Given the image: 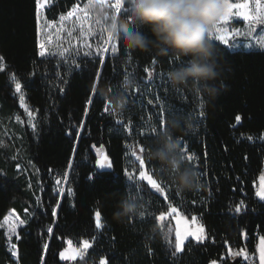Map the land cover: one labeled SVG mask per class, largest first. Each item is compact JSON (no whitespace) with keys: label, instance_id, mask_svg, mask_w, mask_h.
I'll use <instances>...</instances> for the list:
<instances>
[{"label":"trees","instance_id":"obj_1","mask_svg":"<svg viewBox=\"0 0 264 264\" xmlns=\"http://www.w3.org/2000/svg\"><path fill=\"white\" fill-rule=\"evenodd\" d=\"M87 1L54 0L46 18L56 21ZM124 17L123 8L118 19ZM212 43L222 70L212 104H205L206 95L169 84L167 73L183 64L173 66L172 58L186 61V57L173 52L156 56L129 51L118 44L119 54L105 58L107 64L85 119V103L93 91L100 58L82 57L72 67L56 58H40L35 0H0V56L5 64V71L0 72V115L22 114L11 81L15 74L27 106L37 115L36 132L26 130L23 142L40 187V202L34 209L28 182L16 171L14 156L0 154V264H68L59 255L66 241L78 245L83 240L92 245L84 264H100L102 258L108 264H257L258 239L264 238V202L257 199L255 191L264 169V50L231 52ZM125 77L134 81L127 90L122 87ZM117 92L127 97V106L121 112H111L109 103L111 114L102 115L106 101ZM200 111L205 113L202 118ZM237 115L241 116L239 123ZM173 117L181 125L186 120L193 125L187 133L176 132V138L182 152L195 154L192 162L185 161L198 173L202 187L178 191L156 162L146 159L145 151L146 170L165 187V193H157L143 181H128L124 176L128 148L151 146L156 137L151 127L158 132L161 122L166 127ZM81 120H85L84 131L78 138L75 133ZM93 145L104 148L112 169L95 170ZM66 173L67 193L60 198L54 180H63ZM90 176L95 179L89 180ZM124 197L137 201L140 210L118 220L114 212ZM241 201V212L236 213ZM171 207L178 208L187 220L198 217L206 236L202 242L186 241L183 251L175 256V232L162 230L158 219ZM11 210L32 213L18 231L19 239L12 240L16 260L1 228ZM97 210L104 225L100 230L95 228ZM48 227L53 228L51 234ZM241 249L248 259L228 257L229 251Z\"/></svg>","mask_w":264,"mask_h":264},{"label":"clouds","instance_id":"obj_2","mask_svg":"<svg viewBox=\"0 0 264 264\" xmlns=\"http://www.w3.org/2000/svg\"><path fill=\"white\" fill-rule=\"evenodd\" d=\"M109 2L88 0L93 17L114 42L129 51L156 56L173 52L186 57V62L167 73L169 84L173 88H190L207 96L206 105L213 103L218 94L215 82L221 77L222 70L209 34L223 14L226 0H122L123 19L110 12ZM133 86L134 81L130 78L122 82L125 90ZM108 99L117 112L123 111L128 103L123 92ZM192 127L190 121L181 125L173 117L157 132L153 144L145 149L146 159L155 161L180 192L202 187L198 173L186 163L176 138V132L187 133ZM139 210L137 201L124 197L119 201L114 217L123 220Z\"/></svg>","mask_w":264,"mask_h":264},{"label":"rangeland","instance_id":"obj_3","mask_svg":"<svg viewBox=\"0 0 264 264\" xmlns=\"http://www.w3.org/2000/svg\"><path fill=\"white\" fill-rule=\"evenodd\" d=\"M231 3H242L243 0H230ZM85 3H79L75 5L74 7L83 8ZM114 3V0H113ZM261 3H264V0H261ZM54 4V0H49V3L44 6L43 9L40 10V24L43 26L44 22L47 21L50 27L47 28V34L43 31L38 33L37 28V36H38V53H39V42L41 40L45 41L46 48L49 53L46 54L44 57L40 58H56L60 63H63L65 65H68L72 67L75 65L74 62H76L78 59L85 57V52H92L91 57H97L100 58L96 52V49L98 46L103 44V40L107 38L106 31L101 32V25L97 24V20L93 17L91 11L89 10V16L84 17L83 13H74L71 17H68L66 20H61L60 17L57 18L56 21H49L46 18L45 12L47 9H49ZM249 8L254 12L255 10V0H249ZM72 10V9H71ZM70 10V11H71ZM109 10L111 13H114L117 18H119L120 14L123 11V8L120 10L119 13H116L115 9L109 5ZM238 10L233 9V15L229 18L227 24H222L220 26L226 27L229 32H232L233 29H239L241 32V35H233L230 37V45L231 43H238L240 47L238 48H231V46H228V49L231 52L236 51H245V52H251V51H263L264 49H261L260 47V41L264 40V25H255L256 31L252 34V36H247V31L249 30L250 22L244 21L241 17H238L235 15V13ZM67 16V14L63 15ZM82 17V19H81ZM89 29L91 32L89 33ZM102 37V38H101ZM211 41L217 42L218 41L212 39ZM220 44V43H219ZM251 44V48L245 47V45ZM90 46V47H89ZM67 49V52H65L64 56H60L59 53ZM107 55H114L111 53V46L109 45V52L104 54V58H106ZM5 71V67L4 70ZM0 71V72H3ZM12 81V80H11ZM13 82V81H12ZM13 89H14V97L17 100L18 108L22 111V114L19 116L14 117H4L2 114L0 115V154L3 157L4 155H10L12 154L15 158V161L18 163V166L16 167V171L25 177V179L28 182V189L30 190L31 200H33L31 207L36 208L40 202V187H39V180H38V172L30 159H28L25 151H24V142H23V133L27 130V132H31L34 134L36 132L37 127V115L34 111L30 109L29 106L26 104V99H24V106H21L20 102V96L23 95L25 98L24 93L21 92L17 93L15 91V86L13 82ZM28 112H32L33 116L29 117ZM35 125V127H33ZM101 148H93V152L95 154L96 159L98 157V150ZM102 150L105 154V150L102 147ZM135 153V155H133ZM185 160L189 161L187 159V154L185 151L182 152ZM136 156H140L143 158V153L140 152V149H131L128 148L127 152V166H128V172H131L138 176L140 168H139V161L136 159ZM134 158V159H133ZM134 161L137 163V166H134ZM193 161V160H192ZM189 161V162H192ZM95 170L97 172L105 171L108 169H97L95 166ZM68 176V174H67ZM264 169L260 177L258 178L256 185H255V191L261 189V187H264ZM57 180V179H56ZM54 180V187L57 194H59L60 198L64 196L65 193H67V179L61 180V184L57 185ZM147 183V181H143ZM29 184L31 187H29ZM61 192L63 195H61ZM259 201L264 202V200H261L258 196H256ZM57 212V208L55 209ZM177 213H171L165 215V218L163 221L159 220V223L161 225L162 230L165 228L169 230H174L176 233L177 229L180 227H183V225H178L176 220L177 217H181L182 219L187 220L182 213L177 208ZM7 220L4 218V220L1 223V228L4 230L6 238L8 240V247L10 251V244H12V240H14L17 235L18 231L24 227L25 223L28 219L32 217V213L29 210H24L23 214H19L14 210H11L8 215L6 216ZM197 220L195 223H193L192 218L188 221V228L190 230H195L197 227L202 226L199 218L196 217ZM20 221H24L23 224L20 223ZM15 225L16 227V233L12 234L11 242H9V234H10V228ZM175 227V228H174ZM171 232V231H170ZM174 233V235H175ZM194 240V238L189 237L188 240ZM206 239V236H205ZM205 239L203 241H205ZM261 237L258 239L257 247H256V260L257 264H259V247L261 243ZM187 240V241H188ZM70 241H66L65 249L69 247H76L80 248L81 251L84 253L82 257L78 256L76 260H61L63 262H67L68 264H84L85 263V255L88 251L82 248V242H80L78 245L69 244ZM186 243V241H185ZM64 249V250H65ZM16 250V249H15ZM63 250V251H64ZM240 251H229L228 257L233 259L236 257H240L242 259H245L243 255H235V253ZM11 253V251H10ZM14 260H16V257H13Z\"/></svg>","mask_w":264,"mask_h":264},{"label":"snow or ice","instance_id":"obj_4","mask_svg":"<svg viewBox=\"0 0 264 264\" xmlns=\"http://www.w3.org/2000/svg\"><path fill=\"white\" fill-rule=\"evenodd\" d=\"M36 2V6H37V28H38V33L43 31L45 33V35L47 34V28L50 27V25L48 24L47 21L44 22V25L42 26L40 24V10L44 8V6L46 4L49 3V0H35ZM111 7H113L116 11V13H119L120 10L123 8L122 7V0H114V3L111 4ZM233 9L238 10L235 15L238 17H241L244 21H248L250 22L249 25V30L247 31V36H252V34L256 31V27L255 25H264V3H261V0H255V10L254 12L249 8V0H243L242 3H231L230 0H226V6L224 9L223 14L220 16V18L217 20L213 31L209 34V39L212 40H216L220 43L221 46H224L226 50H228V46L230 45V37H232L233 35H241V32L239 29H233L232 32H229V30L226 27H222L220 25L222 24H227L229 18L233 15ZM74 13H83L84 17L89 16V3L85 4L83 8H79V7H73L71 11H69L67 13V16H61L60 19L66 20L68 17H71ZM82 19V17H81ZM97 24H100L97 21ZM105 29L103 27H101V32H104ZM91 32V30L89 29V33ZM102 38V37H101ZM109 45L111 46V53L114 55H118L119 51H120V46L118 45V43L114 42L111 38L110 35L107 34V38L103 40V44L98 46L96 49V52L98 54V56L100 57L98 63L100 65V67L98 68V70L95 73V80H94V86H93V91L90 94L89 98L87 99L86 103H85V109H84V117L85 119L88 116V112H89V108L90 106L93 104V96L96 93V85L99 83V80L102 77V71H103V67L106 66L107 64V60L104 58V54L109 52ZM231 48H238L240 47V45L238 43H231ZM90 47V46H89ZM245 47L247 48H251V44L245 45ZM260 47L261 49H264V40L260 41ZM65 52H67V49H65L64 51L60 52L59 55L60 56H64ZM39 56L40 57H44L46 54H51L48 52L47 48H46V43L45 41L41 40L39 42ZM93 54L92 52H85L84 56L85 57H91ZM129 58H131L130 53H129ZM179 62V63H184L186 61L184 60H180L177 61L175 58H172V63L173 66H175V64ZM75 63V62H74ZM5 67L4 64V57L0 56V71H3ZM77 70H79V65H76ZM145 71H147V69H145ZM149 75H151V73H149ZM127 78V77H125ZM11 80L14 82V86H15V91L17 93H20L22 90V85L21 82L17 79V77L15 76V74H12L11 76ZM111 89V85H109V90ZM61 92H63V89H61ZM24 96L21 95L20 96V102H21V106H24ZM133 102L135 103V99L133 98ZM153 101L152 100H148V104H152ZM109 101H106L105 107L102 111V115L108 113H110V109L108 107ZM201 109L204 107L203 103L200 104ZM161 110L163 112V105L161 104ZM111 112H115L114 109H111ZM29 117L33 116L32 112H28ZM199 117H204L205 113L203 111L199 112ZM235 120L237 123H239L241 121V116L237 115L235 117ZM120 123H122V121H118ZM84 123L85 120H81L80 122V127L79 129L76 130L75 135L79 138L81 136V133L84 131ZM33 127H35V125H33ZM163 128V122H161V129ZM69 135H72V132L70 131L68 133ZM151 134H157V128L156 127H151ZM249 140L252 139V137H248ZM93 148H95V145H93ZM75 151V150H74ZM145 151V148L143 146L140 147V152L143 153ZM133 155H135V153H133ZM194 155H188L187 159L189 161H192L194 159ZM205 158L207 156V153H204ZM98 157L95 160V166L97 169H112L113 168V164L112 161L109 159V157L104 154L102 147L101 149L98 150ZM136 159L139 161V174L138 176H136L135 174L128 172L127 170H125L124 172V176L127 178L128 181H134V180H139V181H147V184L151 186V189H154L157 193L163 194L165 193V187L161 185V183H159L156 179H154V176L149 174V172L146 170L147 169V165H146V161L145 159L141 158L140 156H136ZM69 167H71V163L69 164ZM64 179H67V173L65 174ZM95 176H90L89 180H94ZM262 180H264V178H262ZM55 183L57 185L61 184V180L57 179L55 181ZM29 187H31V185L29 184ZM138 187V186H137ZM68 193L71 194L72 193V189H68ZM61 195H63V193L61 192ZM256 196H258L261 200H264V187H261L260 190H258L256 192ZM167 198V197H165ZM243 201L240 202V204H238L235 208V212L236 213H240L241 212V206L243 205ZM177 208L176 207H171L170 212L171 213H177ZM51 215L53 217L56 216V210L53 209ZM101 216L102 213L97 210L94 212V219H95V228L97 230H100L104 227V225H102L101 223ZM144 216V213H141V217ZM165 218V213L161 212L158 219L163 221ZM5 219L7 220V217H5ZM197 220V218L195 216L192 217V221L193 223H195ZM178 225H183V227H180L177 229L176 233H175V251L173 252V256H175L177 253H180L183 251V246L185 244V241H187L189 239V237H192L195 239V241L198 242H202L205 239V228L203 226L197 227L194 231L190 230L188 228V221L185 219H182L181 217H177L176 220ZM21 224L24 223V221H20ZM47 232L49 234H51L53 232V228L52 227H48L47 228ZM16 233V227L15 225H13L10 228V234H9V242H11L12 239V234ZM17 239H19V237L17 236ZM69 244H71V242H69ZM44 249L46 250L48 248V244L45 243L44 244ZM90 247H92L91 243L88 240H83L82 241V248L87 250ZM16 245L15 244H10V251H11V255L13 257L17 256V252H16ZM60 259L61 260H76L78 256L82 257L84 255V253L81 251L80 248H76V247H69L67 249H65L64 251L60 252ZM235 255H243L245 259H248V255L247 253L244 252L243 249H241L240 252L235 253ZM100 264H108L107 260L102 258L100 260ZM212 264H216L215 261L212 262ZM259 264H264V238L261 239V243H260V247H259Z\"/></svg>","mask_w":264,"mask_h":264},{"label":"built area","instance_id":"obj_5","mask_svg":"<svg viewBox=\"0 0 264 264\" xmlns=\"http://www.w3.org/2000/svg\"><path fill=\"white\" fill-rule=\"evenodd\" d=\"M113 4V0H110L109 5Z\"/></svg>","mask_w":264,"mask_h":264},{"label":"crops","instance_id":"obj_6","mask_svg":"<svg viewBox=\"0 0 264 264\" xmlns=\"http://www.w3.org/2000/svg\"><path fill=\"white\" fill-rule=\"evenodd\" d=\"M258 199V198H257Z\"/></svg>","mask_w":264,"mask_h":264}]
</instances>
